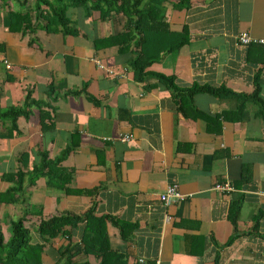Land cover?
<instances>
[{"label":"crops","instance_id":"obj_1","mask_svg":"<svg viewBox=\"0 0 264 264\" xmlns=\"http://www.w3.org/2000/svg\"><path fill=\"white\" fill-rule=\"evenodd\" d=\"M163 8L170 30L179 36L186 27L189 41L162 54L141 80L131 69L133 53L95 48L96 39L123 31V15L103 21L90 7H71L74 33L37 25L21 34L8 30L10 8L0 9V112L23 111L15 124L0 119V192L16 183L20 159L31 174L42 153L60 158L55 168L71 174L68 187L94 191L68 195L49 184L54 176L44 170L35 181L27 178L15 203L0 204L5 238L10 222L26 216L34 242L44 244L43 264H63L59 252L69 243L42 238L37 222L62 215L83 220L90 211L131 226L124 240L108 221L102 247L128 256L127 264H264L260 107L198 93L187 110L206 117H187L163 79L174 77L179 89L209 85L247 96L259 85L264 101V46L236 45L243 32L264 39V0H190ZM123 135L132 139L119 140ZM223 183L234 190L217 191ZM173 184L186 198L166 208L160 195ZM236 201L242 208L234 227L229 215ZM83 227L73 231L72 245H80ZM87 260L79 252L73 259Z\"/></svg>","mask_w":264,"mask_h":264},{"label":"trees","instance_id":"obj_2","mask_svg":"<svg viewBox=\"0 0 264 264\" xmlns=\"http://www.w3.org/2000/svg\"><path fill=\"white\" fill-rule=\"evenodd\" d=\"M11 2H16L19 6L18 9H13ZM168 2H173L177 6L190 4V0H0V9L10 8L7 19L8 30L21 34L34 30L37 25H42L48 32L74 33V29L68 27L71 19L67 12L71 7H90L93 12L100 13V19L103 21L110 18L113 13L123 15L126 18L123 31L105 39H96L95 48L99 50L118 47L119 53L122 55L133 53L131 69L136 79L141 80L145 75V70L157 62L162 54L178 50L189 41L186 27L178 34L179 36H176L170 30L169 23L165 21L163 7ZM4 51L5 45L0 43V52L4 53ZM163 79L166 84L171 85L178 92L180 111L184 116L193 118L205 116L199 112L196 115L190 114L187 106L193 105L194 95L207 93L218 98L224 95L231 96L242 101V105L248 101L254 102L260 107L259 112L264 118V101L260 98L259 85H256L253 94L247 96L235 94L225 87L209 85L196 84L187 89H179L174 82V77L165 76ZM22 115L21 109H10L0 112V119L9 120L15 124ZM41 158L40 166L35 168L31 174L26 171L27 160L25 157L20 159V167L16 172L17 181L6 191L0 192V204L15 203L27 178L31 177L35 181L45 174L44 170H48L54 176L52 181L50 179L49 184L68 195H91L94 192L68 187L72 181L71 174L67 173L65 169L57 171L55 168V164L60 162V158L51 160L47 153H42ZM231 206L229 220L236 227L242 203L236 201ZM108 221H112L120 227L124 240L131 238L129 230L131 226L110 217H97L91 211L85 215L83 220L74 215L54 216L41 219L36 226L44 239L46 237L47 239L67 237L69 244L59 252L60 262L63 264H92L95 258L99 264H127L128 256L112 249L102 251L104 243L108 240ZM82 222L84 227L80 245H72L73 231ZM28 223L29 219L26 216L12 220L8 239L5 238L0 227V264H43L44 244L34 242ZM78 252L87 257V262L76 263L73 261Z\"/></svg>","mask_w":264,"mask_h":264},{"label":"built area","instance_id":"obj_3","mask_svg":"<svg viewBox=\"0 0 264 264\" xmlns=\"http://www.w3.org/2000/svg\"><path fill=\"white\" fill-rule=\"evenodd\" d=\"M236 45L242 48H248L253 45H262L264 46V39L263 38H256L252 36L251 34L247 32H243L236 36ZM98 65V68L100 69H106V67L100 62H96ZM6 66L9 69L11 65L6 62ZM109 73H112L113 71H109ZM132 137L130 135H123L119 138L121 141H129ZM215 189L220 192H229L233 191L234 187L230 183H223L216 185ZM186 195H184L180 190L178 185L173 184L170 185L164 193L160 195V199L164 205V207H169L172 204L178 203L181 200L185 199ZM139 262H144L143 259H140Z\"/></svg>","mask_w":264,"mask_h":264},{"label":"rangeland","instance_id":"obj_4","mask_svg":"<svg viewBox=\"0 0 264 264\" xmlns=\"http://www.w3.org/2000/svg\"><path fill=\"white\" fill-rule=\"evenodd\" d=\"M86 8H88V7H83L82 9H84V10H85ZM86 10H87V9H86ZM86 10H85V11H86ZM91 11H92V10H91ZM86 12H87V11H86ZM175 35H177V34H175Z\"/></svg>","mask_w":264,"mask_h":264}]
</instances>
